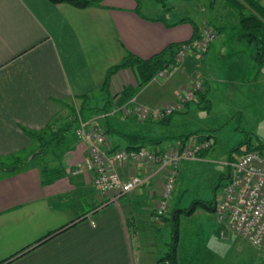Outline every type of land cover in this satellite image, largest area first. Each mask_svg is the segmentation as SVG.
<instances>
[{
	"label": "crops",
	"instance_id": "crops-1",
	"mask_svg": "<svg viewBox=\"0 0 264 264\" xmlns=\"http://www.w3.org/2000/svg\"><path fill=\"white\" fill-rule=\"evenodd\" d=\"M192 1L189 9L181 0H172L174 5L167 9L155 0L149 8L160 16H150L142 0H103L85 8L51 0H0V159L38 147L34 134L59 124L73 101L100 91L107 71L128 53L150 58L169 45L191 40L195 27L207 20L218 30L207 53L187 56L133 97L150 107L171 105L201 78L203 98L198 95L167 123L126 119L128 133L164 139L147 147H177L176 137L192 128L160 136L157 123L164 124L160 128L184 124L188 116L199 114L198 108L204 109L200 100L206 99L211 111L221 96L240 103L248 86L259 99L264 92L259 87L264 84L260 38L242 29L236 7L223 0H197L199 5ZM257 1L264 7V0ZM245 7L244 13L253 12ZM181 8L194 16H185ZM136 87L130 68L112 78L113 94ZM112 137L127 146L123 137ZM63 146L58 165L50 166L59 169L51 182L43 181L42 157L21 170L0 169V264H167L161 259L170 250L171 237L158 240L150 217L162 176L153 175L118 202L104 203L94 172L81 166L89 155L87 142L73 130ZM120 168L128 175L151 176L155 171L144 162Z\"/></svg>",
	"mask_w": 264,
	"mask_h": 264
},
{
	"label": "rangeland",
	"instance_id": "rangeland-1",
	"mask_svg": "<svg viewBox=\"0 0 264 264\" xmlns=\"http://www.w3.org/2000/svg\"><path fill=\"white\" fill-rule=\"evenodd\" d=\"M153 1L155 0H142L144 3L143 11L150 16H160V13L154 10L155 8H149V3H155ZM171 1L166 0V4H163V6L167 9L172 7L174 4H171ZM181 2H183V5H189L186 6L189 9L195 4L192 0H181ZM195 2L196 5H199L197 0ZM186 9L181 8L182 11H185L183 13L185 16H194L191 13H188V15ZM229 19L232 20V17ZM201 27H207L211 32L218 35V31L211 28L212 26L208 20L202 22ZM206 53H195L194 55H204ZM185 58L187 56L183 60ZM259 87L264 91V84ZM259 93L261 94H259L258 99L255 93L251 94L248 86L244 95H241L243 99H240V103L230 101L226 96H221L214 110L211 111V107L208 110L207 108H198L199 114L188 116L186 118L187 122H184V124H174L170 128H160L158 125L164 124H156L160 129L157 130L156 134L160 136L164 134L176 135L184 129L192 128L186 134L210 135L214 142V148L207 151L201 157L202 160L183 162L169 210L166 216L163 217L164 221L160 226L157 221H155L156 224L151 226L154 231L157 229L158 240H166L171 237L172 249L175 242L174 216L178 214L179 233L176 249L180 256L179 258L177 254L179 264H264L260 251L250 244L244 236L232 231L227 219L220 218L215 210L216 202L223 195L226 177L230 171L228 163L233 159H237L245 150L264 146V92L260 91ZM106 101L107 96L102 91L91 92L85 100L81 98L73 101L69 105L67 116L62 117L60 123L56 126L73 121L75 130L81 119H88L93 115L102 113L98 109L102 108ZM242 102L244 104H241ZM119 105L121 104L115 103L111 110ZM84 107L87 110L83 115L81 109ZM109 116L112 117L118 131L129 134V125L124 124V121L128 119L130 123H133L135 118L127 117L120 112H115ZM109 137L111 140L110 145L114 150L125 146L120 139L110 135ZM63 147L53 148L49 155L42 157L43 165L48 167L54 163L58 165L57 157L63 153ZM34 149L36 150L38 147H34ZM88 153L91 155V151H88ZM194 205L193 212H189ZM156 206L157 204L150 209L152 220ZM161 230L163 231V237L160 235Z\"/></svg>",
	"mask_w": 264,
	"mask_h": 264
},
{
	"label": "built area",
	"instance_id": "built-area-1",
	"mask_svg": "<svg viewBox=\"0 0 264 264\" xmlns=\"http://www.w3.org/2000/svg\"><path fill=\"white\" fill-rule=\"evenodd\" d=\"M216 37V33L207 27H201L197 37L177 46L175 64H180L184 57L192 53H206ZM172 67L173 65L161 70L157 76L165 77ZM262 71L264 73V64ZM201 91L203 80L198 78L187 90L184 98L171 105L150 107L131 98L108 112L88 119L80 118L74 131L76 136L88 143L91 151V155L86 157L81 166L94 172V181L105 198L104 203L118 202L122 197L145 186L153 175H160L163 185L152 217L159 224L163 223L183 162L200 159L203 151L213 147V140L200 141L191 137L173 148L155 145L114 150L103 120L115 112H120L138 120L159 122L175 112L183 111L188 102L197 100ZM140 162L155 169L151 176L128 175L120 170V165ZM228 165L229 177L221 199L216 202L215 210L220 218L227 219L230 229L248 239L264 259V146L241 154Z\"/></svg>",
	"mask_w": 264,
	"mask_h": 264
},
{
	"label": "trees",
	"instance_id": "trees-1",
	"mask_svg": "<svg viewBox=\"0 0 264 264\" xmlns=\"http://www.w3.org/2000/svg\"><path fill=\"white\" fill-rule=\"evenodd\" d=\"M54 3L59 2H68L71 3L77 7L85 8L91 5L99 4L103 0H51ZM158 2L162 4H166V0H157ZM242 1V2H241ZM226 4H228L231 7H236L239 10V22L242 27V29L250 34H253L260 38V44L258 47L259 55L261 64L264 63V7L260 5V3L257 0H224ZM249 6L253 12L246 14L242 11L243 7ZM138 7H140V3L138 1ZM138 13L141 14L140 8H138ZM211 24V23H210ZM211 28H214V30L218 31L212 24ZM200 28L198 29V26L195 27V37L199 35ZM194 38V37H193ZM178 44L169 45L167 48H165L163 51L156 53L150 58H142L134 53H128L125 58L117 65L112 66L106 74L104 83L100 89L106 96L107 101L105 102L104 106L98 111L102 112H108L113 108V105L116 103L118 104H124L127 101H129L131 98H133L136 93L147 83H149L161 70H164L170 66L175 65V54L177 50ZM130 68L135 73L136 79H137V87L136 88H125L121 94H113L112 92V78L113 76L118 73L122 69ZM202 92V91H201ZM201 92H199L201 94ZM198 94L201 99L203 98V94ZM87 96V95H86ZM86 96H83L84 100L86 99ZM198 97V96H197ZM121 102V103H119ZM196 102H188L187 104ZM205 103L204 108H210L211 104H208V101L206 99L199 104ZM186 104V105H187ZM87 108L84 107L81 109L82 114L84 115ZM182 111H178L175 113H180ZM173 113L172 115H174ZM172 115L168 116L166 119L161 120V123H167L169 119L172 117ZM103 124L110 136L113 135H119L120 137H123L128 143L127 146H124L125 148H140L152 144H160L164 141V139H148L144 136L139 135H132V134H126L121 133L116 129L114 126V121L112 120L111 116L106 117L103 120ZM74 130V122L68 121L60 126H54L53 124L49 125L46 129H44L41 132L35 133L34 135L37 137L39 145L38 149H32L29 151H21L17 153L16 155H12L7 158L0 159V169L3 168H9L12 171H17L23 169L29 162L34 161L35 158L38 157H44L46 156L50 151L53 150V148H56L58 146H63V143L66 141L69 134ZM191 137H196L200 141L211 139L212 137L210 135H203V134H195V133H189L185 135H181L176 137L180 143H183L187 139ZM263 146H260L258 148H261ZM115 148V147H114ZM214 148V142L213 147ZM211 148V149H212ZM209 149V150H211ZM256 149V148H254ZM209 150L203 151L201 153V157ZM252 150L248 149L245 150L243 153ZM234 160V159H233ZM232 160V161H233ZM59 169H53L48 166H45L42 168V172L44 175V182H51L53 178L51 175L52 173H55L56 175L58 173ZM195 205L192 207V209L189 212H193ZM174 243L172 245V249L170 247L169 252L161 259V261L167 260V264H179L177 259V249H176V243L178 241V233H179V217L178 214L174 216ZM62 230V229H61ZM59 230V231H61ZM59 231L52 233L51 235H48L40 242L46 241L53 235L57 234Z\"/></svg>",
	"mask_w": 264,
	"mask_h": 264
},
{
	"label": "flooded vegetation",
	"instance_id": "flooded-vegetation-1",
	"mask_svg": "<svg viewBox=\"0 0 264 264\" xmlns=\"http://www.w3.org/2000/svg\"><path fill=\"white\" fill-rule=\"evenodd\" d=\"M228 177H229V173H228V175H227V177H226V181H227Z\"/></svg>",
	"mask_w": 264,
	"mask_h": 264
},
{
	"label": "bare ground",
	"instance_id": "bare-ground-1",
	"mask_svg": "<svg viewBox=\"0 0 264 264\" xmlns=\"http://www.w3.org/2000/svg\"><path fill=\"white\" fill-rule=\"evenodd\" d=\"M199 29V28H198ZM193 37H195V36H193ZM119 103H121V102H119ZM164 221V220H163Z\"/></svg>",
	"mask_w": 264,
	"mask_h": 264
}]
</instances>
